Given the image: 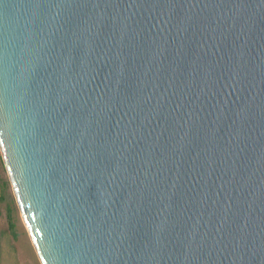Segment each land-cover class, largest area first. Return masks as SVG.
Segmentation results:
<instances>
[{
  "label": "water",
  "instance_id": "obj_1",
  "mask_svg": "<svg viewBox=\"0 0 264 264\" xmlns=\"http://www.w3.org/2000/svg\"><path fill=\"white\" fill-rule=\"evenodd\" d=\"M0 153L42 264H264V0H0Z\"/></svg>",
  "mask_w": 264,
  "mask_h": 264
},
{
  "label": "rangeland",
  "instance_id": "obj_2",
  "mask_svg": "<svg viewBox=\"0 0 264 264\" xmlns=\"http://www.w3.org/2000/svg\"><path fill=\"white\" fill-rule=\"evenodd\" d=\"M0 264H42L21 217L6 168L2 163H0Z\"/></svg>",
  "mask_w": 264,
  "mask_h": 264
},
{
  "label": "trees",
  "instance_id": "obj_3",
  "mask_svg": "<svg viewBox=\"0 0 264 264\" xmlns=\"http://www.w3.org/2000/svg\"><path fill=\"white\" fill-rule=\"evenodd\" d=\"M0 163L4 164L3 161H2V157H1V155H0Z\"/></svg>",
  "mask_w": 264,
  "mask_h": 264
}]
</instances>
